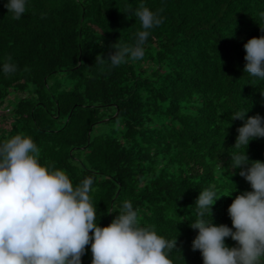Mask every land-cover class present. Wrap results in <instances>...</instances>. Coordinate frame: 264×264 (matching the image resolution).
Instances as JSON below:
<instances>
[{
  "label": "trees",
  "instance_id": "1",
  "mask_svg": "<svg viewBox=\"0 0 264 264\" xmlns=\"http://www.w3.org/2000/svg\"><path fill=\"white\" fill-rule=\"evenodd\" d=\"M5 3L0 64L17 68L0 72V142L29 136L41 164L74 184L93 176L101 227L131 201L142 226L176 237L173 264H203L190 227L199 192L221 196L213 222L231 227L229 205L252 190L231 154L264 161V138L235 146L244 121L231 119L244 106L264 115V82L243 71L244 44L264 34V0H28L20 19ZM141 6L163 17L143 59L97 63L135 43Z\"/></svg>",
  "mask_w": 264,
  "mask_h": 264
},
{
  "label": "clouds",
  "instance_id": "2",
  "mask_svg": "<svg viewBox=\"0 0 264 264\" xmlns=\"http://www.w3.org/2000/svg\"><path fill=\"white\" fill-rule=\"evenodd\" d=\"M27 5L28 0L5 3L15 19L26 13ZM132 15L141 24L135 43L114 44L110 59L97 56V63L118 67L143 59L151 30L163 17L146 6ZM244 49V74L264 82V34L248 39ZM16 68L11 58L0 64L5 75ZM248 111L244 106L231 116L244 121L237 128V147L264 138V115L247 116ZM38 153V145L23 134L0 142V264H82L89 244L91 264H173L168 253L176 249V237L166 239L142 226L131 201H124L119 214L101 227L90 195L94 177L74 184L65 170L41 164ZM231 157V166L240 169L252 190L240 192L229 205L231 227L213 222L212 206L221 196L211 188L200 191L195 201L200 218L190 223L198 229L192 248L200 251L203 264H264V161L250 160L247 151ZM205 212L211 213L210 222L203 218ZM228 237L237 244L230 247Z\"/></svg>",
  "mask_w": 264,
  "mask_h": 264
},
{
  "label": "rangeland",
  "instance_id": "3",
  "mask_svg": "<svg viewBox=\"0 0 264 264\" xmlns=\"http://www.w3.org/2000/svg\"><path fill=\"white\" fill-rule=\"evenodd\" d=\"M92 260V256L90 253V245L86 246V251L84 253V255L82 256V264H88V261Z\"/></svg>",
  "mask_w": 264,
  "mask_h": 264
}]
</instances>
